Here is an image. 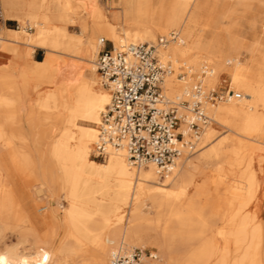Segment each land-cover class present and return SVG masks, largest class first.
<instances>
[{
  "label": "bare ground",
  "instance_id": "1",
  "mask_svg": "<svg viewBox=\"0 0 264 264\" xmlns=\"http://www.w3.org/2000/svg\"><path fill=\"white\" fill-rule=\"evenodd\" d=\"M2 3L8 16L30 18L35 26L32 32L6 31L7 41L86 62H92L101 49V37L117 48L130 42H152L158 33L176 31L179 39L169 42L160 53L171 60L175 71L164 77L165 95H180L201 80L206 89L227 83L230 91L240 96L207 105L211 119L208 125L203 124L200 136L182 125L185 141L195 137L197 148L192 154L197 155L176 158L171 170L160 171L151 163L134 167L124 150L109 146L103 151V162H97L90 158L98 141L96 125L110 103L111 92L96 86L103 84L93 66L77 78L75 86L52 88L56 69L35 62L29 69L37 84L29 91L33 93L37 85L47 88L34 99L37 107L30 108L29 117L35 113L39 117L29 129H37L44 121L59 129L60 137L50 147V156L59 164L53 166L43 163L38 153L13 147L11 127L24 118L25 109L10 96L15 83L0 76V147L8 146L9 158L7 164L0 160V228L24 224L36 232V221L26 213L12 176L44 198H56L57 205L60 202L55 195L63 191L67 203L62 206L63 235L54 249L44 248L41 235H37L35 252H22L23 240L17 241L0 249V264H106L109 256L108 264L114 252L136 246L131 243L157 245L160 264H264V155H258L264 147V0H112L109 8L95 0ZM227 16L232 18L231 24L225 23ZM55 19L62 23L56 24ZM75 24L80 32L72 34L67 26ZM4 32L0 43L9 48ZM183 64L186 75L180 78L176 71ZM28 86L25 82L16 89L18 103ZM2 88H7L8 94ZM216 125L221 126L220 133ZM203 166L214 169L204 182L214 178L222 188L225 179L240 178V184L230 192L221 224L211 215L221 210L218 201L209 203L202 183L195 184L198 174L204 173ZM191 188L194 190L188 196ZM49 206L47 202L37 210ZM209 206L210 212L205 213ZM177 229L188 233L182 236L188 239L186 250H178L174 244ZM55 234L49 230L45 242H52ZM219 236L224 241L222 247L217 244ZM89 245L96 248L95 257L85 256ZM213 257H217L214 263Z\"/></svg>",
  "mask_w": 264,
  "mask_h": 264
},
{
  "label": "built area",
  "instance_id": "2",
  "mask_svg": "<svg viewBox=\"0 0 264 264\" xmlns=\"http://www.w3.org/2000/svg\"><path fill=\"white\" fill-rule=\"evenodd\" d=\"M5 21L0 0V32ZM178 38L179 33L171 31L152 42H130L117 48L107 47L108 40L100 38L102 46L95 66L102 84L111 92V100L101 115L94 146L96 157H102L109 146L124 150L134 166L151 163L161 171L171 170L184 149L192 150L194 145L184 140L182 125L198 135L201 126L211 119L206 113L207 105L240 96L229 87L206 89L201 80L180 95L166 96L164 77L175 71L171 60L160 53ZM176 75L180 78L186 75L183 66ZM108 264H160V257L155 249L133 247L114 252Z\"/></svg>",
  "mask_w": 264,
  "mask_h": 264
},
{
  "label": "rangeland",
  "instance_id": "3",
  "mask_svg": "<svg viewBox=\"0 0 264 264\" xmlns=\"http://www.w3.org/2000/svg\"><path fill=\"white\" fill-rule=\"evenodd\" d=\"M111 1L112 0H108L107 2H105L103 0H95V2L98 5H102L103 7H106V8H109L111 6ZM165 2L168 3L169 0H165ZM2 7L4 9L3 5H2ZM116 10H118V9H116ZM20 12L22 15L26 14V11L24 9H20ZM4 16H5V18L8 17V15H6L5 12H4ZM11 18H14V17H11ZM224 19H225V23L227 22L228 24H231L233 22V20L230 16H227ZM16 20L19 23V27H18V29L20 28V30H18L19 33L21 32V30H25L27 32H32L35 30L34 22L30 18L26 17L24 20H18V19H16ZM55 22H56V24L62 23V22L58 21L57 19H55ZM27 26H31L32 28L27 29ZM15 29H17V28H15ZM67 30L72 34H76L77 32H80V28H79L78 24L67 26ZM118 30L121 31L122 26H119ZM171 31H173V30H171ZM168 32L170 33V30ZM241 34L244 36L246 34V31L242 30ZM159 35H165V34L158 33L154 40H156V38ZM101 36L102 35H97L98 38ZM230 40H231V38L227 37L228 43L230 42ZM0 44L5 46V44H3V43H0ZM95 45H97V41H96ZM112 45L113 44L111 42H109V41L106 42L107 47H111ZM99 50H100V48H99ZM52 53H54V52H52ZM46 54H47V52H46ZM54 54H56L60 58L74 59L76 62L80 63L81 70H84V69H87V68L93 66L95 71H96L95 59L97 57V53L92 57V60H93L92 62L80 61V60H77L76 58L71 57V56H65L62 54L58 55V53H54ZM240 58H241L240 61L244 62L245 57L243 55H241ZM185 67H186V64H183L184 70H186ZM29 71H30L29 77L33 79L34 74L30 69H29ZM1 82L3 84H5V80H2ZM30 83L31 82H29V86L27 88V91L32 86V84H30ZM96 86H98V88H100L101 90H108L110 92V90L107 86H104V85L102 86L100 83H97ZM227 86H228L227 83H218L217 85L214 86V88H216L217 90H224L227 88ZM18 87H19L18 84L15 82V87H12V90H10V96L13 99V102L16 105H19V107H20L21 103H18L17 99L15 98V95L17 94L16 89H18ZM39 87H42V86L37 85L36 89L34 91H36ZM2 90H3L2 92L5 94H8V92H9V90L7 88L6 89L2 88ZM34 107H37V106L33 105L31 103V100H29V102H27L26 106H24V108H25V110L23 111V115H24L23 117L24 118L22 120H16L13 122L12 127H11V130L13 131V137H12V140L14 141L13 147H15V148L17 147V149L20 152L33 153V155L38 153L41 156V160L43 163L53 165V166H55V165L59 166L58 162L53 157L50 156V147H51L52 142H54L55 140H57L60 137V131L58 128H56V126L51 127V123L48 121H44L42 124H38L37 129L36 128L29 129L31 127L30 125L32 124L31 123L32 121H38V119L36 118L39 115L38 113H35V114L32 113V114H34V115H32L33 117H29V115L31 113L30 108H34ZM38 107H40V106H38ZM208 124H209V122L205 125H208ZM205 125H203L200 128L198 136L201 135L202 129ZM96 127L99 128V124L96 125ZM215 127L217 130V133H220V131H222L221 126L216 125ZM43 130L45 131V134H43ZM41 135H43V139H44L43 141H40V138H42ZM191 140H192L191 142L193 144L195 137H192ZM0 148H1L0 149V160L2 161V163L7 164L9 162V158L7 155L8 146L4 145V146H1ZM196 148L197 147L195 146V144H194V147L192 148V150H188L186 148V150L188 152L185 150L186 152H184V154H182L179 157H181L182 159L194 157L195 155H197V153L192 154V152ZM261 149H260L258 155H260V154L264 155V147H262ZM94 154H95V151H93V153H91L90 158L92 160H95L97 162H103V160L105 159L104 155L102 157H99V156L96 157ZM203 168H205L206 170L205 169L203 170L204 171L203 174L202 173L198 174V176L195 179V184L197 185V183H199V182H200V184L202 183V188L204 189V191L207 192L206 196H207V200L209 203H213V201H215V200L218 201V207L220 206L221 210L219 211L218 215L216 212L211 214V215L216 217L215 219L218 221V223L221 224L220 217H221V215H223V209L227 208V205H228L227 201L229 200V198H231L230 192L232 191V188L235 185L240 184V182H239L240 178H236V177L234 178L233 177V178L225 179L224 187L222 188L220 182L214 178H209V180L204 182L209 176L212 175V173H214V169L210 168V167H204V166H203ZM12 185L15 188V191L17 193L18 198L21 200L22 204L24 205V209L26 210V213H28L29 216L34 217V219L36 221V232H33L32 230H30V228L24 224L20 225L18 227L0 228V235L2 236L0 239V249L5 248L9 244H13L17 241L23 240L22 244H20V250L24 253L31 254V253L36 251L35 241L38 239L37 235H41V237H42L41 239L43 241L42 246L44 248L54 249L59 244L60 238L63 235V230L61 228V219H62L64 210H63L62 206L65 207L67 205V203L64 199V192L60 191L58 194L55 195L59 198V202H60V205H57L56 198H49V197L44 198L41 192H38V191L34 192L29 184L27 186L24 185L15 176H12ZM27 187H28L29 191H27ZM192 187H193V185H192ZM193 190H194V188H191L189 190L188 196H190L192 194ZM186 200L182 203V206L179 205L181 209H183V204L186 203ZM201 201L202 202L206 201L204 196L201 198ZM47 202L50 205L49 208L39 212L37 210V208L41 207L43 205H47ZM213 205H214V203H213ZM56 209H57V213H55ZM206 212H210V206L205 207V213ZM49 230L55 231L56 234L54 235V240L52 242L46 243L45 241L48 239V236L45 234ZM176 232L177 233H176L175 241H174V244H176L175 246L177 247L178 250H182V251L186 250L188 248V243H187L188 239H183L182 236L183 235L187 236L188 233L185 232L184 230L181 232L179 229H177ZM204 239L201 238L200 241H202V240L204 241ZM221 239L222 238L219 236L217 244L220 247H222V245L224 244L223 239L222 240ZM131 245H136L134 247H145V248L155 249V250H157V252L159 253V256L161 257L159 247L157 245L150 244V243H147V244L131 243ZM96 253H97L96 248L89 245L84 254L86 257H95ZM108 257H107V260H108ZM107 260H106V264H107ZM211 261L213 263L216 262L217 257H213Z\"/></svg>",
  "mask_w": 264,
  "mask_h": 264
},
{
  "label": "crops",
  "instance_id": "4",
  "mask_svg": "<svg viewBox=\"0 0 264 264\" xmlns=\"http://www.w3.org/2000/svg\"><path fill=\"white\" fill-rule=\"evenodd\" d=\"M12 11L13 10H9L8 13H12ZM5 14L7 15L6 12ZM11 17L12 16H8L6 18L4 28L0 32L2 33L3 31H5L3 33V36L4 38H6V42L10 45L9 48L5 47L4 45H0V76L9 77L14 83L16 82L19 87L25 82H31V87H33L37 83V81L29 77V67L35 62H44L47 63L50 68L56 69V72L50 83V87L53 86L52 88H56L61 84L67 85L69 87L75 86L77 78L86 69L81 70L80 63L76 62L74 59L60 58L56 54L44 48L33 47L14 41H7L9 34L6 31L19 30L18 21L16 20V18ZM16 24H18V26ZM13 49H17L15 50L16 52ZM13 51L15 52V54ZM31 87L29 88V90H31ZM45 88L47 87L42 86L33 93L29 90L24 93L21 97V105H23V108L24 106H26L29 100H31V103L33 104L34 99L38 95L39 91H43Z\"/></svg>",
  "mask_w": 264,
  "mask_h": 264
}]
</instances>
